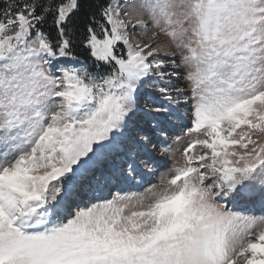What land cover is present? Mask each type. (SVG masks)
I'll return each instance as SVG.
<instances>
[{
    "label": "snow or ice",
    "instance_id": "1",
    "mask_svg": "<svg viewBox=\"0 0 264 264\" xmlns=\"http://www.w3.org/2000/svg\"><path fill=\"white\" fill-rule=\"evenodd\" d=\"M85 3L0 0V264H264V0Z\"/></svg>",
    "mask_w": 264,
    "mask_h": 264
},
{
    "label": "rangeland",
    "instance_id": "2",
    "mask_svg": "<svg viewBox=\"0 0 264 264\" xmlns=\"http://www.w3.org/2000/svg\"><path fill=\"white\" fill-rule=\"evenodd\" d=\"M184 111L185 110L183 108L180 109V113H179L180 116H182L184 114ZM184 123H187V121L182 122L180 119H177L173 122V127H171L169 130L170 133L173 134V139H175V137L180 138L175 143L170 141V143H172V152L175 155L169 156V158H168L169 166H171L174 163V161L180 157V153L182 152L183 148L187 146V138L184 136V131H183V124ZM158 179H159L158 176L153 178L152 183H156L158 181ZM129 190H131V191H143V188L132 187V188H129Z\"/></svg>",
    "mask_w": 264,
    "mask_h": 264
},
{
    "label": "trees",
    "instance_id": "3",
    "mask_svg": "<svg viewBox=\"0 0 264 264\" xmlns=\"http://www.w3.org/2000/svg\"><path fill=\"white\" fill-rule=\"evenodd\" d=\"M96 8V0H86V3H85V12H88V11H91V10H94ZM80 59L82 61H85V60H88V62L90 63V59L88 58V55L85 51H81L80 52Z\"/></svg>",
    "mask_w": 264,
    "mask_h": 264
},
{
    "label": "bare ground",
    "instance_id": "4",
    "mask_svg": "<svg viewBox=\"0 0 264 264\" xmlns=\"http://www.w3.org/2000/svg\"><path fill=\"white\" fill-rule=\"evenodd\" d=\"M183 115H184V114H183ZM183 115H182V116H183Z\"/></svg>",
    "mask_w": 264,
    "mask_h": 264
}]
</instances>
